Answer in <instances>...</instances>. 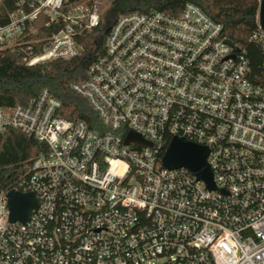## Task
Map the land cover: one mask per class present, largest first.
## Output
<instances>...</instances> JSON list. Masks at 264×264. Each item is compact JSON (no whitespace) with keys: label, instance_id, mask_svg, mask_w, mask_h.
Returning <instances> with one entry per match:
<instances>
[{"label":"built area","instance_id":"1","mask_svg":"<svg viewBox=\"0 0 264 264\" xmlns=\"http://www.w3.org/2000/svg\"><path fill=\"white\" fill-rule=\"evenodd\" d=\"M260 1L248 36L263 56L259 75L189 2L176 15L111 23L86 79L71 86L91 123L64 117L47 90L0 107V135L14 130L43 146L0 188V264H264ZM109 4L15 0L8 10L0 0V50L23 52L29 66L73 58L80 35L105 25ZM131 132L151 147L126 144ZM173 137L208 149L215 190L161 165ZM11 190L39 202L27 224L9 220Z\"/></svg>","mask_w":264,"mask_h":264},{"label":"trees","instance_id":"2","mask_svg":"<svg viewBox=\"0 0 264 264\" xmlns=\"http://www.w3.org/2000/svg\"><path fill=\"white\" fill-rule=\"evenodd\" d=\"M14 1L2 0V8L11 9ZM189 2L220 23L226 38L245 49L251 73L261 74L263 56L248 42V36L255 27L257 0H110L105 25L80 35L82 50L73 58L29 66L22 61L23 52L0 50V107L25 104L42 90H47L61 102L64 117L91 123L95 114L86 101L72 91L71 86L86 79L88 66L102 52L104 36L111 23L121 15L134 12L159 11L176 15ZM1 23L4 24L5 20ZM45 44L44 41L40 47L33 46V51L37 53ZM42 147L32 138L14 130L4 131L0 135V188L9 184L14 170L26 165Z\"/></svg>","mask_w":264,"mask_h":264},{"label":"water","instance_id":"3","mask_svg":"<svg viewBox=\"0 0 264 264\" xmlns=\"http://www.w3.org/2000/svg\"><path fill=\"white\" fill-rule=\"evenodd\" d=\"M258 21L261 28H264V0L259 3ZM235 52L240 48L230 41ZM264 69V64H263ZM126 144L133 143L138 146L151 147V144L145 142L139 135L129 133L125 140ZM208 149L204 146L189 142L181 137H173L161 159V165L169 170L184 168L195 179L202 181L209 190H215L216 186L213 181V173L207 162ZM221 193L225 191L221 190ZM38 200L32 193H20L17 190H11L7 194V206L9 210V220L18 221L27 224L32 211L38 208Z\"/></svg>","mask_w":264,"mask_h":264}]
</instances>
